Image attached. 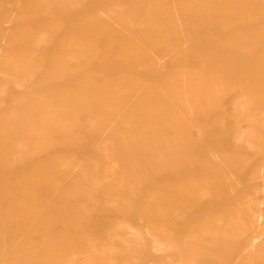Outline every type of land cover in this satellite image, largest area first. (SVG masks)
I'll use <instances>...</instances> for the list:
<instances>
[{
  "label": "rangeland",
  "instance_id": "rangeland-1",
  "mask_svg": "<svg viewBox=\"0 0 264 264\" xmlns=\"http://www.w3.org/2000/svg\"><path fill=\"white\" fill-rule=\"evenodd\" d=\"M0 53V264H264V0H0Z\"/></svg>",
  "mask_w": 264,
  "mask_h": 264
},
{
  "label": "bare ground",
  "instance_id": "bare-ground-1",
  "mask_svg": "<svg viewBox=\"0 0 264 264\" xmlns=\"http://www.w3.org/2000/svg\"><path fill=\"white\" fill-rule=\"evenodd\" d=\"M37 1H39V0H37ZM28 6H29V3H28ZM55 15V14H54ZM55 17V16H54ZM3 43V42H2ZM54 44V43H53ZM1 54V53H0ZM30 55H32V53L30 54ZM35 55V54H34ZM36 56V55H35ZM38 56V55H37ZM29 79V78H28ZM26 81V80H25Z\"/></svg>",
  "mask_w": 264,
  "mask_h": 264
}]
</instances>
